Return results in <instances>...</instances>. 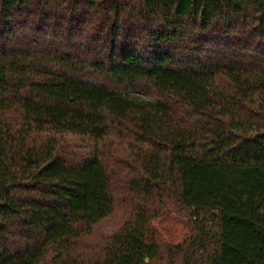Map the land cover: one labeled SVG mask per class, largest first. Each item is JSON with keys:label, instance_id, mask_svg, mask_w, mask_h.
Listing matches in <instances>:
<instances>
[{"label": "trees", "instance_id": "16d2710c", "mask_svg": "<svg viewBox=\"0 0 264 264\" xmlns=\"http://www.w3.org/2000/svg\"><path fill=\"white\" fill-rule=\"evenodd\" d=\"M0 264H264V0H0Z\"/></svg>", "mask_w": 264, "mask_h": 264}, {"label": "rangeland", "instance_id": "374dc122", "mask_svg": "<svg viewBox=\"0 0 264 264\" xmlns=\"http://www.w3.org/2000/svg\"><path fill=\"white\" fill-rule=\"evenodd\" d=\"M122 210V207H119L115 215L108 221L110 226H114L119 223L120 216H122ZM185 221L186 220L184 218L178 217L171 219L169 223H164V225L160 224L158 221H155V224L161 228L166 240L178 243L184 239L186 235Z\"/></svg>", "mask_w": 264, "mask_h": 264}]
</instances>
